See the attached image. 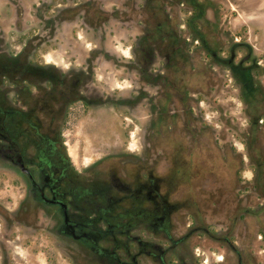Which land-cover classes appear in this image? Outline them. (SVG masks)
Here are the masks:
<instances>
[{"label": "flooded vegetation", "instance_id": "af4514ba", "mask_svg": "<svg viewBox=\"0 0 264 264\" xmlns=\"http://www.w3.org/2000/svg\"><path fill=\"white\" fill-rule=\"evenodd\" d=\"M204 16L205 0H0V167L24 191L7 251L20 225L49 262L69 246L73 264H264V182L221 163L188 68ZM108 109L122 150L81 166L66 126Z\"/></svg>", "mask_w": 264, "mask_h": 264}, {"label": "rangeland", "instance_id": "374dc122", "mask_svg": "<svg viewBox=\"0 0 264 264\" xmlns=\"http://www.w3.org/2000/svg\"><path fill=\"white\" fill-rule=\"evenodd\" d=\"M206 11L203 20V30L210 43L231 44L232 40L245 39L253 48L259 64L264 69V0H205ZM186 18L190 14L183 11ZM190 30L186 34L192 38ZM27 34L16 35L22 45ZM192 46L187 51L188 68L203 69L205 79L204 119L216 130L219 145L230 148L232 157L221 158L222 164L237 165V179L264 182V173L257 170L251 159V149L248 145L247 133L249 118L246 106L240 97V87L231 71L213 60L210 53L191 41ZM216 46L213 45V48ZM192 48V49H191ZM217 50V47L215 48ZM52 51V50H50ZM223 56H228L225 50ZM264 79V75L261 76ZM211 84H216V87ZM105 116L104 120H97ZM112 109L92 113L75 123L67 125L66 139L68 149L81 166L104 155L110 150H122L121 135L124 125L119 124ZM251 135V134H250ZM136 137V136H135ZM135 137L133 141H135ZM257 145V142L254 144ZM135 148V143L131 145ZM264 172V171H263ZM22 177L20 173L0 167V264H73L63 246L53 262L48 261L47 239L40 236H28L26 228L15 225L11 238L13 248L8 250L3 245L6 239V222L20 219V203L23 198ZM261 197L262 195H256ZM2 240V242H1ZM35 240V242H31ZM29 241V242H28Z\"/></svg>", "mask_w": 264, "mask_h": 264}, {"label": "trees", "instance_id": "16d2710c", "mask_svg": "<svg viewBox=\"0 0 264 264\" xmlns=\"http://www.w3.org/2000/svg\"><path fill=\"white\" fill-rule=\"evenodd\" d=\"M194 2L196 3V0ZM206 8L205 2V11ZM213 45L205 36V51L211 54L216 63L231 71L240 87V97L249 118L247 140L252 153L251 159L257 170L264 173V79H261L264 69L258 63L252 46L243 38L239 41L232 40L231 44L220 42L219 45ZM225 50L228 56L222 55ZM256 142L257 145H254Z\"/></svg>", "mask_w": 264, "mask_h": 264}]
</instances>
